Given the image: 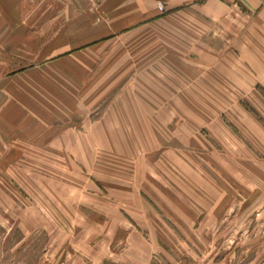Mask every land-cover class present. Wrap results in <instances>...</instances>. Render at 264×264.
<instances>
[{"label": "rangeland", "instance_id": "obj_1", "mask_svg": "<svg viewBox=\"0 0 264 264\" xmlns=\"http://www.w3.org/2000/svg\"><path fill=\"white\" fill-rule=\"evenodd\" d=\"M65 2L0 0V264H264V103L158 23L47 43Z\"/></svg>", "mask_w": 264, "mask_h": 264}, {"label": "crops", "instance_id": "obj_2", "mask_svg": "<svg viewBox=\"0 0 264 264\" xmlns=\"http://www.w3.org/2000/svg\"><path fill=\"white\" fill-rule=\"evenodd\" d=\"M70 1L47 9L48 23L55 24L47 43L79 49L120 43L121 36L158 23L161 31L191 33L190 43L177 41L182 66L215 70L214 80L264 103V0ZM22 16L17 8L14 17Z\"/></svg>", "mask_w": 264, "mask_h": 264}, {"label": "built area", "instance_id": "obj_3", "mask_svg": "<svg viewBox=\"0 0 264 264\" xmlns=\"http://www.w3.org/2000/svg\"><path fill=\"white\" fill-rule=\"evenodd\" d=\"M158 6H159V9H160V10H164V6H163V4H162V3H159V5H158Z\"/></svg>", "mask_w": 264, "mask_h": 264}]
</instances>
